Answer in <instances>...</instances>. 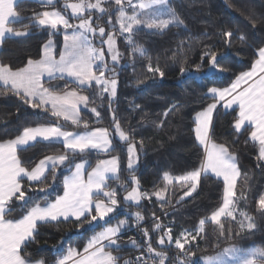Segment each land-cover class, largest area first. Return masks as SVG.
Wrapping results in <instances>:
<instances>
[{
    "label": "snow or ice",
    "instance_id": "snow-or-ice-1",
    "mask_svg": "<svg viewBox=\"0 0 264 264\" xmlns=\"http://www.w3.org/2000/svg\"><path fill=\"white\" fill-rule=\"evenodd\" d=\"M22 2L0 0V50L9 38L29 37L34 31L46 33L49 39L43 44L39 58L27 59L22 67L14 69L9 63L0 60V93L16 97L21 107L26 105L34 111L49 114L57 121L62 119L77 127L82 125L86 130L89 124L81 118L82 108L88 109L98 119L101 112L97 107L90 106L95 100L82 93L98 87L101 100L104 99L103 94L107 93L114 134L119 141L127 144V169L131 188L129 190L121 184L126 192L123 196L125 203L140 205L144 199L151 202L154 195L161 207L167 206L171 203L166 198L168 186L176 185L182 193L176 201L180 204L185 202V198L197 193L203 179L215 177L222 181V202L209 215L200 218L194 230L184 229L176 235L171 224L161 223L160 218L153 213L155 219L151 232L158 234L156 243L161 246L160 249L153 246L149 229L141 227L145 237L143 244L131 240V245L139 255L134 259H124L123 264H149V260L151 264H264L262 246L242 249L233 245L215 255L196 254L200 246L198 241L208 238L206 225L215 226L217 240L233 234L231 228H225L222 218L236 222L240 231L235 235L245 231L255 234L258 228L253 215L247 211L238 212V201L247 198L246 193H237V181L242 176L238 156L229 148L227 141L214 142V121L221 108L225 114L231 110V143L235 145L241 137H245L244 144H251L256 151L257 167L264 168V46L256 47L249 70L236 75L230 86L212 87L205 94L211 103L194 116L195 139L204 150L200 165L178 176L165 173L162 176L164 187L148 193L142 190L135 176L139 156L132 130L125 131L122 128L111 108L112 100L117 95L115 65L121 58L117 37H123L134 54L150 59L147 51L133 39L137 31L146 28L163 32L170 26L186 28L184 21L169 0H61L59 4L58 0H41L49 10L33 11L27 17H21L17 10ZM69 10L70 15L67 14ZM250 19L255 27V15L250 14ZM101 21L105 23L101 24ZM16 23H21L22 27H13ZM57 35L63 37L62 50L58 53L52 39ZM204 35L207 36V33ZM220 35L230 47L235 34L230 30H222ZM238 39L246 42L247 37L241 34ZM93 41H99V44ZM203 47L206 50L201 52L202 62L207 58L211 70L218 73L228 71L219 64L215 45L206 44ZM106 56L111 59V69ZM196 69L199 71L200 65ZM147 71L161 78L165 75L158 65L154 67L151 63ZM186 71L185 67L180 68L181 75ZM109 72L111 76L107 75ZM44 77L48 78L47 83L52 87L45 86ZM55 81H64V84L56 85L53 83ZM70 85H73L71 90ZM135 107L139 108L140 105ZM180 107L181 104L173 103L163 113L164 117L179 111ZM147 115L144 113V116ZM162 124L163 121L157 127ZM41 141L48 142L49 146L60 143L66 151L45 155L34 167L25 166L18 153ZM139 143L142 147L143 141ZM90 150L108 154L111 158L99 160L94 167L86 159L76 161L77 156H84ZM114 151L113 133L108 128L73 132L64 130L59 123L54 126H23L22 132L14 138L0 141V264H47L46 258H37L28 249L38 242L41 227L59 228L65 222H78L77 228L87 224L94 234L82 251L69 246L66 253L56 260V264H120L122 257L114 253L123 250L120 245L121 233L130 225L128 219H118L116 224L111 223L116 217H110V214L116 211L120 201L117 199L116 188L109 186V179L119 181V173L122 171L120 157L111 155ZM88 168L91 170L88 171ZM58 170L70 174L64 175L62 180L63 195H57L54 201H49L48 198L55 191ZM243 175L246 180L247 173ZM49 177L51 183H48ZM40 194H43L40 198L47 201L43 206L35 202ZM256 205L257 212L264 218V192L258 194ZM131 215L138 227L145 220L139 211ZM238 215L242 219H238ZM106 217L109 219L106 220ZM100 221L105 223L100 225ZM97 227L100 228L98 232L95 231ZM167 246H174L177 254L169 257ZM53 247L57 248L58 245Z\"/></svg>",
    "mask_w": 264,
    "mask_h": 264
},
{
    "label": "trees",
    "instance_id": "trees-1",
    "mask_svg": "<svg viewBox=\"0 0 264 264\" xmlns=\"http://www.w3.org/2000/svg\"><path fill=\"white\" fill-rule=\"evenodd\" d=\"M61 0H58V4ZM170 5L176 10L180 19L184 21V26H170L163 32H154L141 28L134 36L135 42L142 46L148 53L149 58L140 57L138 53H133L120 36L117 37V48L121 53L118 64L115 65V75L118 80L117 95L112 100L111 108L116 117L120 120L125 131L132 130V136L137 146L139 156L136 165L135 176L140 181L143 191L153 193L164 187L162 176L165 173L178 176L198 167L204 155L203 149L197 144L194 136L193 116L197 111L202 110L210 99L205 98V94L212 87H228L235 76L240 72L249 70L254 59V52L257 46H264V0H170ZM17 10L21 17H27L33 11L49 10L46 5L30 0H23L18 5ZM68 14V13H67ZM250 14L256 17L255 27L250 19ZM76 23V21H72ZM115 22V21H114ZM105 21H101L104 24ZM13 27L21 28V23L13 24ZM118 29V25H116ZM108 29H106L107 31ZM222 30H230L235 36L231 39L229 47L224 43V38L220 35ZM207 33V36L204 33ZM247 37L246 42L238 39L239 35ZM49 37L46 33L34 31L29 37L9 38L2 50H0V60L9 63L11 67L19 68L24 66L27 59H38L43 44L47 43ZM56 45V51L61 50L62 35L52 38ZM99 44V41H93ZM215 45L217 60L219 64L228 71L218 73L211 70L207 58L200 60L201 52L206 50L203 46ZM174 53L176 54L174 56ZM58 58V54L56 55ZM109 68L113 67L106 57ZM159 66L165 73L161 78L158 74L147 71L148 64ZM200 65L199 71L196 66ZM185 67L187 71L181 75L180 68ZM107 75L111 76L109 72ZM142 80V82H140ZM45 86L52 87L47 81ZM56 85H63L64 81L53 82ZM73 85L69 86L71 90ZM98 87L89 88L82 94L89 95L95 100L92 107H97L101 112L98 119L88 109L81 111V118L89 124V129L108 128L113 133L116 151L111 155L120 157L121 172L120 180H109V186L116 188L120 201L116 211L110 214L111 223L116 224L118 219H128L129 225L121 233L120 245L123 249L119 253H114L124 259H131L137 250L131 245V240L138 242L135 232L132 231L135 222L132 213L139 211L144 217L146 228L152 236V244L158 250L161 246L156 243L158 234L151 232L153 220L160 218V222L173 226L174 234L178 235L182 230H194L200 218L209 215L222 202V181L212 177L203 179L197 193L193 197L185 198V202L177 204V199L182 194L178 186H168L166 198L171 201L167 206L161 207L153 195L151 202L147 199L141 201L140 205L125 203L123 196L126 192L121 188V184L131 188L129 170L127 169V144L119 141L114 134L112 125V113L108 111L109 96L103 94L104 99H100ZM182 105L179 111L171 112L168 117L163 113L173 104ZM135 105H140L136 108ZM147 113V116H144ZM233 113L231 110L225 114L221 108L219 115L215 118L214 142L225 143L238 156V167L242 176L237 181V193L244 192L246 199H240L238 205L243 211L253 215L258 228L255 234L241 232L235 221L223 219L225 228H231L233 233L227 238L217 240V233L214 225H206L207 239L199 240V248L196 249L197 256L215 255L223 248L237 246L247 249L252 246L264 247V218L257 212L256 199L258 194L264 192V168L257 167L255 160L256 151L251 144L245 145V137H241L239 143H231L233 137L229 134ZM163 121L160 127L158 124ZM59 123L64 130L73 132L87 131L81 125L74 126L62 119L57 121L47 113L39 110H32L26 105L21 107L16 97L4 96L0 93V141L14 138L23 130V126L55 125ZM140 141H143L141 147ZM66 150L59 143L51 146L48 143L39 142L28 150L19 152L25 166L34 167L45 155L61 154ZM111 158L108 154L89 151L84 156H77L76 161L88 160L90 164H95L101 159ZM91 168H88L90 170ZM244 173H247L245 180ZM70 173L58 170L57 182L54 185L55 191L48 198L54 201L57 195L63 192L62 180L64 175ZM48 183H51L49 177ZM52 191V189H49ZM174 192V195L172 194ZM43 194L36 198L37 203L43 205L47 201L42 200ZM155 213V217L153 216ZM167 213V215H165ZM109 218L106 217V220ZM74 223H63L59 228L45 226L39 229L37 243L33 244L28 252L37 257L46 258L47 264H54L56 260L66 253L69 246L82 251L86 240L92 237L94 232L90 226L85 224L77 228ZM103 225L105 222H98ZM95 231H100L97 227ZM63 241V243H60ZM53 245H58L54 248ZM168 247L169 257L177 254L173 246Z\"/></svg>",
    "mask_w": 264,
    "mask_h": 264
},
{
    "label": "built area",
    "instance_id": "built-area-1",
    "mask_svg": "<svg viewBox=\"0 0 264 264\" xmlns=\"http://www.w3.org/2000/svg\"><path fill=\"white\" fill-rule=\"evenodd\" d=\"M144 226H145L144 222H142V224L139 227L136 226V222L133 223L132 231L136 233L139 244H143V242L145 240V237L143 236V233L141 231V227H144ZM137 255H139V252L136 253L131 259H134ZM145 255L147 258V254H145ZM149 264H151V260H149Z\"/></svg>",
    "mask_w": 264,
    "mask_h": 264
},
{
    "label": "crops",
    "instance_id": "crops-1",
    "mask_svg": "<svg viewBox=\"0 0 264 264\" xmlns=\"http://www.w3.org/2000/svg\"><path fill=\"white\" fill-rule=\"evenodd\" d=\"M30 1H34V2H37V3H41V0H30ZM42 4V3H41ZM15 38V37H14ZM62 46H63V37H62ZM61 50H62V47H61ZM42 51V50H41ZM58 58H59V56H58ZM57 58V59H58ZM47 77H44L43 78V82L44 81H47ZM230 86V85H229ZM84 109L82 108V111H83ZM195 116V115H194ZM193 121H194V117H193ZM70 123V122H69ZM194 128H195V122H194ZM194 136H195V133H194ZM196 140V139H195ZM42 143H48V142H46V141H41ZM197 142V141H196ZM60 144V143H59ZM198 144V143H197ZM62 145V144H61ZM199 145V144H198ZM63 146V145H62ZM200 146V145H199ZM201 148H202V146H200ZM90 151H94V152H97V151H95V150H90ZM100 153V152H99ZM107 159H109V158H107ZM94 167V166H93ZM88 170V169H87ZM91 170V169H90ZM90 170H88V171H90ZM215 178V177H214ZM109 180H113V179H109ZM61 195H63V192H62V194ZM43 206V205H42ZM89 238H91V237H89ZM88 238V239H89ZM88 239L86 240V243H85V245L87 244V242H88ZM54 264H56V262L54 263Z\"/></svg>",
    "mask_w": 264,
    "mask_h": 264
},
{
    "label": "rangeland",
    "instance_id": "rangeland-1",
    "mask_svg": "<svg viewBox=\"0 0 264 264\" xmlns=\"http://www.w3.org/2000/svg\"><path fill=\"white\" fill-rule=\"evenodd\" d=\"M169 2H170V0H169ZM68 15H70V10H69V12H68ZM119 27V26H118ZM146 29V28H145ZM148 30V29H147ZM123 38V37H122ZM124 39V38H123ZM104 48H105V51H106V45L104 46ZM107 57V56H106ZM107 59H108V61L110 62V63H112L111 62V59H110V57H107ZM99 89V88H98ZM98 93H99V91H98ZM104 94H107V93H104ZM108 95V94H107ZM194 117V116H193ZM194 122V121H193ZM198 143V142H197ZM199 144V143H198ZM202 149H203V147H202ZM204 151V150H203ZM128 203H131V202H128ZM132 204H134V203H132ZM238 207V212L239 211H243L242 209H240V206H237ZM237 218L238 219H242V217H240L239 215L237 216ZM222 219H225V218H222ZM90 239V238H89ZM88 239V240H89ZM174 247V246H173Z\"/></svg>",
    "mask_w": 264,
    "mask_h": 264
}]
</instances>
